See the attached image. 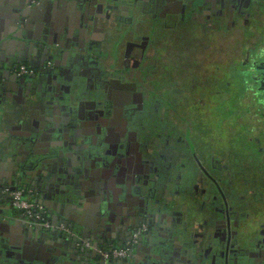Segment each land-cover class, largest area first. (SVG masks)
<instances>
[{"label": "flooded vegetation", "instance_id": "flooded-vegetation-1", "mask_svg": "<svg viewBox=\"0 0 264 264\" xmlns=\"http://www.w3.org/2000/svg\"><path fill=\"white\" fill-rule=\"evenodd\" d=\"M76 2H88L101 16L110 7L107 0ZM133 2L136 11L153 14L159 22L156 33L167 31L168 41H176V30H187V37L194 39L204 35L212 18L227 17L226 2L233 8L232 18L243 17L245 26L254 7L264 11V0ZM213 22L219 28L217 19ZM126 36L130 38L131 34ZM165 43L129 40L124 48L128 57L123 63H86L71 58L62 68L48 58L40 67L41 74L46 75H39L36 82L32 81L36 69L21 61L8 74L14 79L0 78V106L11 98L23 103L20 93L27 96L53 90L62 99H69L71 93L74 100H70L77 101L76 117H84L89 123L90 145L77 146V151L86 156L87 164L90 160H101L103 164L100 172H91L90 188L83 192L82 202L83 207L88 200L87 209L93 212L97 226L85 233L79 220L77 225L65 221L58 225V230L67 233L68 237L63 238L68 241L63 244V253L56 252L45 264L91 260L94 250L100 259V250L117 246L125 248L127 255L109 261L142 264L149 256L154 262L153 250L149 249L151 239L172 245L173 256L180 245L194 247L199 243L206 256L215 252L264 256V39L248 47L245 56L234 57L225 76L218 73L222 68L217 66L209 75L202 73L193 43L184 45L181 63L170 56L175 46L170 48ZM21 65L27 72H20ZM88 70L90 75L84 78ZM157 71H161L166 86L158 82L154 75ZM238 97L244 99L239 111L231 106ZM199 111L203 115L193 119ZM249 112L256 113L257 122L249 119ZM31 144L23 147L30 148ZM15 146L21 148L17 143ZM3 187L0 194L11 204L10 189L22 188L26 197L31 193L24 186ZM99 211L106 217L103 230L99 229ZM48 221L47 229H54L50 218ZM3 232L0 226V264H27L3 249L8 248ZM182 238L187 242L182 243ZM75 239L77 248L89 250L74 255L69 241ZM94 239L100 242L96 249L92 248ZM129 243L134 251L140 249L134 257L130 256ZM164 256L161 263H174ZM180 261L197 262L184 258Z\"/></svg>", "mask_w": 264, "mask_h": 264}, {"label": "crops", "instance_id": "crops-1", "mask_svg": "<svg viewBox=\"0 0 264 264\" xmlns=\"http://www.w3.org/2000/svg\"><path fill=\"white\" fill-rule=\"evenodd\" d=\"M107 1L110 7L104 9L101 16L96 13L95 6H90L88 2L0 0V78L8 76L15 63L23 61L36 69V76L32 80L36 82L39 75H46L40 72L46 59L51 58L63 68L71 58H76L67 55L68 49L81 53L87 58L84 60L86 63L94 60L109 64L124 62L128 57L124 48L129 40L151 41L155 45L158 41L168 43L169 33L163 30L158 35V20L151 12L136 11L134 0ZM120 5L126 6V9H119ZM127 33L131 34L130 38L126 36ZM136 49L139 51V47ZM93 50L96 54L92 53ZM89 75L88 70L83 77ZM54 94L53 90L45 89L42 93L36 91L27 96L20 93L23 103L11 98L0 106V188L24 186L30 189L27 197L46 211L55 227L49 231L41 225L40 229L34 228L37 226L35 222L26 217L20 219V211L9 208L6 201L0 202V226L8 246L3 249L27 264H45L56 256V252H62L65 247L62 240L66 239L63 237L68 236L65 230L56 227L64 221L77 225L79 220V227L84 230L86 225L88 231H93V227L97 226L93 212L87 209L88 200H85L83 207L82 202L83 192L90 188L88 178L91 172H100L103 164L101 160H90L89 165L86 156L77 151V146L90 145L89 123L84 117L79 118L82 122L76 117L77 101H73L71 93H68L69 99ZM16 143L21 148L16 149ZM28 143H32L30 148L23 147ZM27 152L32 156L25 160ZM23 160L31 163L22 173L15 165L18 162L22 164ZM82 162L85 164L82 165ZM28 227H32V230L29 231ZM60 232H63L61 237ZM74 241L77 245L78 241ZM181 241L187 242L183 238ZM92 242L94 249L100 244L97 239ZM203 253L200 243L194 247L184 246L180 254L177 253L179 256L176 259L179 260L171 262L181 264L180 259L184 258L197 261L195 264H264V256L257 258L244 252H215L213 257ZM102 260L104 264L109 262L100 258ZM93 263L95 261L89 259L75 262Z\"/></svg>", "mask_w": 264, "mask_h": 264}, {"label": "rangeland", "instance_id": "rangeland-1", "mask_svg": "<svg viewBox=\"0 0 264 264\" xmlns=\"http://www.w3.org/2000/svg\"><path fill=\"white\" fill-rule=\"evenodd\" d=\"M225 8L228 11L227 17L212 18L206 25V28H204V35L200 37L196 35V38L198 37L197 39L187 37V30L180 33L176 30L174 38L176 41H173V39L170 40V38L167 43L168 46L171 45L170 48L175 46V51H170V56H175V59L181 63L182 61L180 58H182V56L185 58L184 51H186V48H184V45L187 46L186 42H189V45L193 43L192 45L197 46L195 57L201 61L202 73L209 75L211 73V68L217 66V68H222V71L217 70L218 73H221V76H225L228 69L227 66H230V62L234 61L236 57L241 58L245 56L248 47H252L254 42L255 44H259V42L264 39V11L262 9L260 10L256 6L254 7V12L251 13L249 11L250 15L246 18L248 21L247 26H245L243 17H238L236 19L232 18L233 8L229 3H225ZM243 11H245L244 8ZM214 19H217L219 28H216L214 25ZM247 30H249V33L246 32ZM165 51L166 50H164V53ZM192 52L193 51H191V53ZM161 63L163 64L162 61ZM190 68V70H193L194 65H191ZM157 72H155L154 75L157 77L158 82L166 86V82L160 73L161 71ZM206 99L210 100L209 97H206ZM234 105L237 107L238 111L241 110L244 106V99L239 97L236 98L231 106ZM199 114H201L200 117L203 115L200 111L196 112L193 114V119H199ZM248 114L251 121L257 122L258 118L255 112H249ZM249 119L247 120L249 121Z\"/></svg>", "mask_w": 264, "mask_h": 264}, {"label": "water", "instance_id": "water-1", "mask_svg": "<svg viewBox=\"0 0 264 264\" xmlns=\"http://www.w3.org/2000/svg\"><path fill=\"white\" fill-rule=\"evenodd\" d=\"M58 1H63V0H58ZM76 2V0H73L72 1V3H75ZM79 50H82V52H84L83 51V49H81V48H79ZM81 52V51H80ZM66 53H67V55H70V56H74V57H76L78 60H80V59H82V60H87V58H85L81 53L80 54H78L79 52H74V51H72V50H66ZM91 61H93V60H91ZM10 77V79H14L15 77H14V75H12V76H8V78ZM24 80V79H23ZM28 133L29 132H27V135H28ZM34 153H36V151L34 152ZM27 154V158H25V160H28V158H31V154H29V152H27L26 153ZM18 160H19V158H18ZM25 160H23L22 162V164H20L19 162H18V165H15V168H18V169H20L21 170V172L23 173L27 168V164L28 163H31V162H29V161H25ZM21 161V160H20ZM33 163V162H32ZM33 165V164H32ZM14 173V172H13ZM16 173V172H15ZM4 199L5 198H3L2 196H1V194H0V202H4ZM8 202V206H9V208H13L12 207V204L9 202V201H7ZM103 212V211H102ZM102 215V213L99 211V220L101 221V223H100V227H99V229L100 230H103L104 229V227H105V224L106 223H104V221L106 220V217L103 215V216H101ZM24 216L23 215H20V219H22ZM37 226H35L34 228H38V229H40L41 228V226H40V224H36ZM28 230L29 231H31L32 230V227H28ZM46 231H49L48 229H46ZM84 232L85 233H87V229L85 228L84 229ZM60 237H61V235H60ZM59 240H60V238H59ZM177 240V239H176ZM63 241V243H66L67 244V241L68 240H62ZM178 241V240H177ZM149 243H150V245H149V249L151 250H153V258L156 260V261H154V262H156V263H154V262H152L151 261V259L152 258H148L149 256H146V260H145V262L144 263H142V264H163V263H161L162 262V260H165V256L164 255H166L167 256V258L169 257V259L170 260H175L176 259V256L178 255L179 256V254H180V251L184 248V246L182 247V245H180L179 246V249H181L180 251H179V254H177L176 256H173V250H174V248H173V246L172 245H165V244H167V243H165V242H160V243H154V241L151 239L150 241H149ZM179 244H180V242H179ZM141 245H142V243L139 245L140 247H141ZM69 246H71V247H69L73 252H74V255H78L79 256V254L81 253V252H84V250H89V248L88 247H82V248H77V246H76V241H69ZM128 247L130 248V256H132V257H134L135 256V254H137V252H139L140 251V249H138V250H135L134 251V249H133V244L132 243H129L128 244ZM166 247V248H165ZM178 249V250H179ZM134 251V252H133ZM152 253V252H151ZM148 255V254H147ZM97 252L96 251H93L92 252V258H91V261H95V263H93V264H104L103 263V260L102 261H100V259H98L97 258ZM163 256V257H162ZM152 257V256H151ZM87 259V258H86ZM157 260H159V262H157ZM50 264H54V261L53 262H50ZM108 264H136V263H132V262H130V261H123V260H118V261H109L108 262ZM166 264V263H165Z\"/></svg>", "mask_w": 264, "mask_h": 264}, {"label": "built area", "instance_id": "built-area-1", "mask_svg": "<svg viewBox=\"0 0 264 264\" xmlns=\"http://www.w3.org/2000/svg\"><path fill=\"white\" fill-rule=\"evenodd\" d=\"M20 72H27L25 66H20ZM12 204L22 212L27 219L40 224L42 227L49 228L50 222L43 217V209L24 195L22 188H13L8 191ZM100 255L105 260L120 259L127 255V250L122 247H112L100 250Z\"/></svg>", "mask_w": 264, "mask_h": 264}, {"label": "trees", "instance_id": "trees-1", "mask_svg": "<svg viewBox=\"0 0 264 264\" xmlns=\"http://www.w3.org/2000/svg\"><path fill=\"white\" fill-rule=\"evenodd\" d=\"M28 68H31L30 65H28L27 63L25 64ZM43 217L49 220V217L47 216V214H43ZM112 246H117L116 243H113ZM120 247V246H117Z\"/></svg>", "mask_w": 264, "mask_h": 264}]
</instances>
